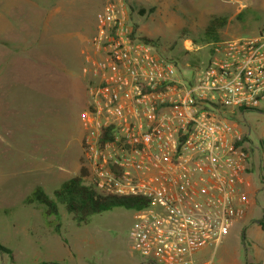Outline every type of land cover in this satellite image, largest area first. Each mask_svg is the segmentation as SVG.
Segmentation results:
<instances>
[{
	"label": "built area",
	"instance_id": "built-area-1",
	"mask_svg": "<svg viewBox=\"0 0 264 264\" xmlns=\"http://www.w3.org/2000/svg\"><path fill=\"white\" fill-rule=\"evenodd\" d=\"M90 41L81 119L92 182L146 201L131 237L148 263L211 264L204 247L259 205L251 176L264 187V132L254 143L232 119L264 104V26L209 43L189 74L133 33L122 0L107 3ZM257 223L264 233V211Z\"/></svg>",
	"mask_w": 264,
	"mask_h": 264
},
{
	"label": "rangeland",
	"instance_id": "rangeland-1",
	"mask_svg": "<svg viewBox=\"0 0 264 264\" xmlns=\"http://www.w3.org/2000/svg\"><path fill=\"white\" fill-rule=\"evenodd\" d=\"M33 1L40 9L56 4L59 34L67 38L70 46L44 44L16 56L0 47V61L6 62L4 77L21 78L8 81L0 76V90L12 88L14 82L19 84L12 92L14 106L3 104L8 97L0 99V243L8 249L0 251V264H150L132 248L136 209L113 206L81 222L61 205L54 218L45 217L40 206L25 202L26 195L37 186L52 196L63 181L78 174L83 166L92 179L84 146L86 129L81 119L88 106V73L84 67L86 58L94 56L90 40L99 16L114 0H28ZM122 2L134 33L153 40L156 52L174 58L176 70L186 74L201 60H207L209 43L251 36L264 26V0ZM2 9L1 6L0 35L6 22ZM213 16H219L224 23L217 27L219 39L208 40L204 29ZM8 20L12 22L11 18ZM38 30L40 35L35 38H45L43 28ZM18 45L24 48L27 43ZM260 108L237 112L232 118L241 127L251 129L254 143L264 132V104ZM251 179L258 190L254 202L259 205L253 207L252 216L235 224L217 245L204 247L203 258L210 259L211 264H264V233L257 223L264 211V187L254 176ZM66 218H74L80 224L78 229L84 233L79 238L65 230H54ZM49 226L61 236L60 241L73 256L58 258L48 250L44 228Z\"/></svg>",
	"mask_w": 264,
	"mask_h": 264
},
{
	"label": "crops",
	"instance_id": "crops-1",
	"mask_svg": "<svg viewBox=\"0 0 264 264\" xmlns=\"http://www.w3.org/2000/svg\"><path fill=\"white\" fill-rule=\"evenodd\" d=\"M1 6L3 8L2 19L6 22H4L5 27L3 33L0 35V47L8 50L9 54H12L13 56L20 54L22 55L24 54L22 53L23 50L41 48L44 46V44H46L45 46L47 47L70 46L67 38L62 34H59V25L58 22L55 21V18L57 19V13L59 12V8H55L56 4H52L49 8L45 7V9H40L36 7L34 1L28 2V0H0V7ZM7 18H11L12 22H10ZM44 22H46V24H43ZM38 27L43 28V32H45V38H35L37 35H40L38 34ZM30 38H32V40ZM18 43H27V45L24 48H21L18 47ZM5 64V60L2 62L0 61V76L3 75L4 80L6 79L4 77ZM6 80L16 81L21 80V78H10L8 76ZM33 81L35 82L37 80L33 79L31 82ZM14 83L15 84L12 85V88H9L8 90H0V99L2 98L3 100L4 97H8V99L10 98V100H3V104L8 102V104L14 106V101H11V99L14 98L12 92L13 90L17 89L16 87L19 85L17 82ZM78 226H80V224H78L74 218H66V222L64 224L60 223L59 229L60 232L65 230L69 235L79 238V235L84 233V231L78 229ZM55 233L52 231L50 226L48 229L44 228V234L46 237V239H44V244L47 246L48 250L54 255L57 254L56 256L58 258L72 255V253H70V248L63 246L62 242L60 241L61 236H59L58 233L57 236ZM81 240L78 239V241ZM78 241L76 242L78 243Z\"/></svg>",
	"mask_w": 264,
	"mask_h": 264
},
{
	"label": "trees",
	"instance_id": "trees-1",
	"mask_svg": "<svg viewBox=\"0 0 264 264\" xmlns=\"http://www.w3.org/2000/svg\"><path fill=\"white\" fill-rule=\"evenodd\" d=\"M223 23L224 20H222V18L219 16H213L209 24L204 29L206 38L209 37L208 40L219 39L217 27ZM137 37L144 42H148L152 45L155 44L150 38L144 36ZM159 56L166 61L175 64L173 60L174 58H169L160 54ZM201 61L202 62L198 65V67L204 66L207 60L205 62H203L204 60ZM88 175V170L83 166L80 168L78 174L63 181L60 186L53 191L52 196L47 194L41 187L37 186L32 189L28 195H26L25 202L40 206L43 209V215L45 217L53 216L54 218H57L59 215V206L61 205L69 214L73 217H77L81 222H85L88 216L103 212L113 206L139 210L147 204L145 200L138 197L116 196L101 193L92 182V179L88 178ZM58 226L59 224H57L54 228L56 232H59ZM0 251H8V249L0 243ZM48 263L63 264L55 261Z\"/></svg>",
	"mask_w": 264,
	"mask_h": 264
}]
</instances>
